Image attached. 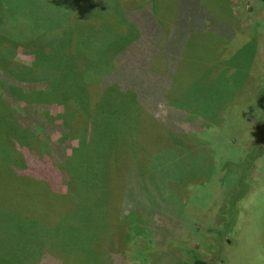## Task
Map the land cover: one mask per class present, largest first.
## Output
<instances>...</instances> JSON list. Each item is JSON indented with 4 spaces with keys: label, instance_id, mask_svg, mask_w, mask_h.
<instances>
[{
    "label": "rangeland",
    "instance_id": "374dc122",
    "mask_svg": "<svg viewBox=\"0 0 264 264\" xmlns=\"http://www.w3.org/2000/svg\"><path fill=\"white\" fill-rule=\"evenodd\" d=\"M70 3L73 29L85 39L78 59L105 72L94 84L103 88L99 100L83 116L90 143L78 153L82 198L74 211L46 195L35 211L53 224L47 235L17 232V222L6 225L0 264H190V254L211 264H264V138L255 130V95L264 90V2ZM13 58L27 66L37 61L21 46ZM0 80L42 86L1 70ZM1 93L46 145L43 163L53 170L77 144L61 117L64 106ZM105 110L112 115L95 123ZM255 146L261 154L245 171L247 191L235 203V219L223 227L218 211L235 177L222 165L240 161ZM58 168L56 188L63 193L66 171ZM119 191L125 206H115Z\"/></svg>",
    "mask_w": 264,
    "mask_h": 264
},
{
    "label": "trees",
    "instance_id": "16d2710c",
    "mask_svg": "<svg viewBox=\"0 0 264 264\" xmlns=\"http://www.w3.org/2000/svg\"><path fill=\"white\" fill-rule=\"evenodd\" d=\"M71 1L0 0V70L15 81L42 83L40 88L25 89L15 82L0 80V218L5 215L10 220L7 222L0 220V234L8 227L6 225L17 222V232L27 228L36 232V235L42 232L47 235V229L52 228L53 224H50L48 216L38 212L43 205L40 203L46 201V195L49 194L52 197L49 199L56 201L58 206L71 207L74 211L78 210L77 204L82 198L79 188L82 179L78 171L81 160L78 153L81 149H86L85 144L90 143L89 135L87 140L84 136L87 127L84 126L83 116L88 111H92V107L99 100L98 92L103 88H95L94 84L99 82V77L105 75V72L100 74L96 66L87 67L81 58L78 59L85 39L83 40L73 29L75 11L71 7ZM260 1L264 2V0ZM17 46L26 48L37 61L28 66L17 62L13 58ZM92 85L96 90L94 95ZM110 87L112 86L108 84V88ZM2 91L14 101L26 103L54 101L64 106L61 117L67 127V134L76 137L77 144L72 147L69 155L58 165L53 166V170L49 164L43 163L47 162L44 158L47 154L46 145L39 140L36 133L14 116L13 112L16 108L9 105ZM261 93L263 94L264 90L259 89L255 95L258 106L255 130L259 138L263 139L264 98H261ZM107 112H109L107 117L112 115L111 110H105L95 123H102L107 118L104 115ZM112 140L111 137V142ZM133 148H135L134 144ZM260 154L259 147L255 146L246 152L240 161L225 162L222 165V168L230 165L232 167L230 172L234 173L235 177L218 211L224 217L223 227H227L235 219V203L247 191L245 171ZM68 161H70V171ZM87 165L88 168L92 167ZM58 167L66 171V189L63 193L56 188L55 176L58 177ZM118 173L123 179L128 174V168L124 167ZM37 181L46 186V192L35 186ZM113 201L115 206L117 203L127 205L121 191L114 196ZM108 212L109 209L106 214ZM130 214L129 209L126 217L129 218ZM98 237L99 235L93 240V249L100 245ZM7 240L9 239L0 241V250L5 248L3 244ZM13 248L18 249L19 245ZM190 264L211 263L205 258L190 254Z\"/></svg>",
    "mask_w": 264,
    "mask_h": 264
}]
</instances>
